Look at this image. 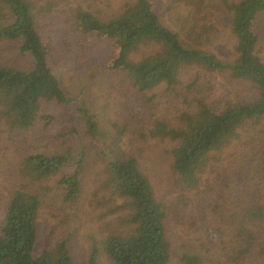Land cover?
<instances>
[{"label": "trees", "instance_id": "1", "mask_svg": "<svg viewBox=\"0 0 264 264\" xmlns=\"http://www.w3.org/2000/svg\"><path fill=\"white\" fill-rule=\"evenodd\" d=\"M43 1L47 9L59 5L58 15L53 16L62 17L64 22L72 20L77 30L87 35L88 43L110 42L115 56L106 60L105 70L121 74L123 81L138 94H146V90L164 84L191 108L181 113L179 126H169L155 119L150 129L141 131L142 135L167 137L173 142L168 152L171 167L185 189L196 187L216 154L241 134L253 135L257 149L264 150V60L257 54L264 0L224 3L230 19V33L235 39L236 58L230 62L188 44L177 31L164 25L154 0L125 1L113 15L104 19L92 8L94 0L89 2L87 9L76 10L69 9L67 3H58L59 0ZM174 1L194 6L195 10L202 4V0ZM32 3L33 0H0V39L20 40L21 54L31 61L28 69L0 64V115L20 129L38 123L42 131L57 138H76L82 134L85 138L100 140L105 133L100 131L95 114L82 100L70 97L62 86L59 73L50 60L54 42L37 28ZM186 20L189 23L186 30L190 33L207 31L206 27L193 29L198 22L195 14H188ZM183 21L184 18L179 19L178 28ZM133 56L139 59L130 60ZM185 66L228 71L234 79L248 84L253 96L245 94L238 102H228L222 108L212 107L198 94L193 82L185 85L179 82L180 70ZM50 104L61 111L70 108L81 125H69L66 130L57 128L59 113L47 110ZM134 109L138 111L139 107L134 105ZM114 125L111 146L103 149L108 176L104 184L109 201L113 198L115 201V208L113 206L110 211L121 208L126 211V217H119L117 226L105 223L100 249L110 264H168L171 259L166 227L168 206L154 196L148 178L138 167V157L122 150L120 144L127 124ZM139 129L138 137L141 138ZM73 152L47 155L35 151L23 158L21 171L30 177L32 186L24 189L23 184L22 189L11 191L7 198L0 219V264H72L66 239L62 237L34 251L37 216L42 205L34 187L70 162L71 170L62 173L57 182L63 203L76 200L86 152L78 148ZM247 192L249 197L241 203V221L232 240L236 248L230 251L232 254L225 252L224 263L218 259L212 264H249L251 256L264 257V240L251 230L254 224L264 226V196L256 186ZM207 203H212L213 208L217 206L212 200ZM97 254L98 247L94 246L90 264H94ZM180 259L182 264H201L202 258L199 253L185 251Z\"/></svg>", "mask_w": 264, "mask_h": 264}, {"label": "rangeland", "instance_id": "2", "mask_svg": "<svg viewBox=\"0 0 264 264\" xmlns=\"http://www.w3.org/2000/svg\"><path fill=\"white\" fill-rule=\"evenodd\" d=\"M94 1L92 8L98 10L99 18L104 19L113 15L123 2L132 0ZM154 1L161 22L177 31L188 44L214 53L224 61L230 62L236 58L235 39L230 33V19L224 6L225 2L233 0H202L200 9L196 10L182 1ZM89 2L92 0H59L58 3H67L69 9L76 10L87 9ZM32 4L37 28L54 42L50 60L59 73L65 92L75 101L82 100L88 105L96 116L100 131L105 134L97 141L82 134L76 138L62 139L42 131L38 123L20 129L10 125L0 115V219L11 191L22 189L23 184L24 189L32 186L30 177L21 171V163L26 155L35 151L47 155L70 154L77 148L85 149L80 194L76 200L63 203L57 182L62 173L71 170L73 165L70 162L34 187L42 200L37 216L34 251L38 252L50 246L54 238L62 237L66 239L72 264H90L94 246L98 247L94 264H110L100 249L103 228L106 222L117 226L118 218L126 217V211L121 208L110 211L115 201L114 198L109 201L110 195L104 184L108 178L104 150L111 146L114 124L120 126L126 123L120 144L122 150L138 157V167L148 178L154 196L168 206L166 227L171 244L168 264H182L180 256L185 251L199 253L201 264H212L218 259L224 263L225 252L232 254L230 251L236 248L232 240L234 230L241 221V203L249 197L247 191L256 186L264 196V150L257 149L255 137L241 134L238 139L232 140L216 154V159L211 161L210 169L202 175L198 185L185 189L171 167L168 152L173 142L167 137L142 135L141 131L150 129L155 119L169 126H179L181 113L191 108L186 107L187 104L164 84L146 90V94H138L123 81L121 74L105 70L106 60L115 56L110 42L88 43L87 35L77 30L72 20L64 22L62 17L56 19L53 16L58 15L59 5L47 9L43 0H33ZM190 13L195 14L198 20L193 29L196 31L206 27V32L190 33L186 30L189 28L186 16ZM183 18L182 26L178 28L177 22ZM260 19L258 31L261 37L257 54L264 60V13ZM19 45L20 40L0 39V64L28 69L31 61L21 54ZM138 57L133 56L130 60L136 61ZM178 79L181 85L193 82L198 94L215 108H222L228 102H238L244 99L245 94L253 96L248 84L234 79L228 71L185 66L180 70ZM134 105L139 107L138 111H135ZM47 110L59 113L56 125L60 130H66L73 124L81 125L70 108L61 111L50 104ZM211 200L217 204L216 208L212 207V203H207ZM251 230L264 240V226L254 224ZM257 258H261L259 262H256ZM248 261L249 264H264V257L251 256Z\"/></svg>", "mask_w": 264, "mask_h": 264}]
</instances>
